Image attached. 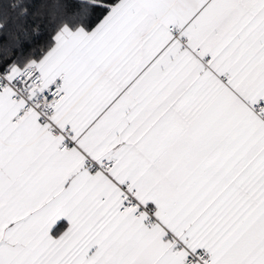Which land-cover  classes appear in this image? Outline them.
<instances>
[{
  "label": "snow or ice",
  "instance_id": "1",
  "mask_svg": "<svg viewBox=\"0 0 264 264\" xmlns=\"http://www.w3.org/2000/svg\"><path fill=\"white\" fill-rule=\"evenodd\" d=\"M0 264H264V0H0Z\"/></svg>",
  "mask_w": 264,
  "mask_h": 264
}]
</instances>
